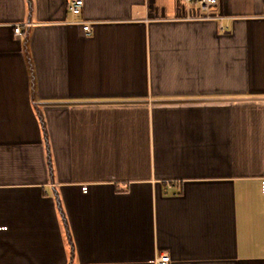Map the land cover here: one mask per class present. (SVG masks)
<instances>
[{
  "label": "crops",
  "instance_id": "obj_1",
  "mask_svg": "<svg viewBox=\"0 0 264 264\" xmlns=\"http://www.w3.org/2000/svg\"><path fill=\"white\" fill-rule=\"evenodd\" d=\"M71 1L0 0V264H264V0Z\"/></svg>",
  "mask_w": 264,
  "mask_h": 264
},
{
  "label": "built area",
  "instance_id": "obj_2",
  "mask_svg": "<svg viewBox=\"0 0 264 264\" xmlns=\"http://www.w3.org/2000/svg\"><path fill=\"white\" fill-rule=\"evenodd\" d=\"M186 3H196L200 10L204 13V16L209 18L212 17V11L217 6V0H181ZM83 6V0H73L69 4V11L76 15L81 12V8ZM223 28V27H222ZM83 30L87 33H90V25L89 23L83 24ZM15 33L20 32V27L16 26L14 29ZM155 264H170V256L166 253L160 255L155 259Z\"/></svg>",
  "mask_w": 264,
  "mask_h": 264
}]
</instances>
